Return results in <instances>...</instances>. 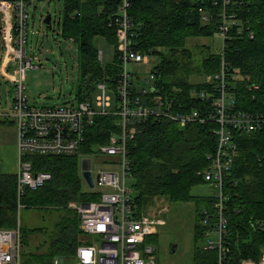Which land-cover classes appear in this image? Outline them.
Returning <instances> with one entry per match:
<instances>
[{
  "label": "trees",
  "instance_id": "16d2710c",
  "mask_svg": "<svg viewBox=\"0 0 264 264\" xmlns=\"http://www.w3.org/2000/svg\"><path fill=\"white\" fill-rule=\"evenodd\" d=\"M63 1L60 35L79 48L81 83L75 99L87 98L95 92L97 83L107 82L116 106L121 58L116 46V27L111 21L120 0ZM201 6L213 14L211 22L203 23ZM227 10L236 13L237 24L230 28L231 38L224 43L223 55L211 51L204 55L202 50L195 62L188 43L191 39L218 33L219 9L213 8L207 0H133L129 15L135 48L161 57V63L152 68L158 78V93L174 98L184 108L202 114L214 112L213 101L219 91L215 83L208 84L205 78L219 73L224 60L228 89L235 94L236 107L264 112V0H230ZM251 32L253 37L249 36ZM98 36L106 38L115 48L114 63L106 67L94 43ZM196 73L204 79L190 81ZM255 85L259 89H250ZM204 92L205 98L201 97ZM118 120L119 116L113 114L97 116L87 130V143L80 152L90 155L97 145L107 144L113 134L121 131ZM217 128L215 121L180 127L173 121L148 119L138 124L136 134L128 142L131 187L135 192L133 202L139 214H147L160 201L169 205H197L193 227L194 264L216 262L217 251H205L198 243L206 230L204 212L215 214L217 198L215 195L195 196L192 189L208 184L203 172L211 165L208 156L217 146L218 138L214 133ZM81 153L26 155L24 160L31 162L34 172H49L52 179L35 190L27 189L20 201L17 174L0 173V229H13L19 223L22 254L27 258L24 264H54L56 258H71L79 246L92 243L80 228L78 211L71 206L99 200L98 193L83 188ZM224 193L228 197L229 264H240L244 259L258 262L264 253V128L239 137V154L225 180ZM22 209L45 210L58 216L49 228H25L18 222ZM36 235L43 238L38 245L34 244Z\"/></svg>",
  "mask_w": 264,
  "mask_h": 264
},
{
  "label": "built area",
  "instance_id": "2783aa9c",
  "mask_svg": "<svg viewBox=\"0 0 264 264\" xmlns=\"http://www.w3.org/2000/svg\"><path fill=\"white\" fill-rule=\"evenodd\" d=\"M31 0H0V71L11 76L14 87L11 112L0 117L13 121L17 130L18 169L17 195L20 201L27 189L35 190L52 179L46 171L34 172L26 155L73 156L81 153L87 143V130L97 116L118 115L117 125L121 131L113 134L108 143L97 145L90 155L80 154L82 160L91 161L90 172L99 200L85 204H71L80 216V228L88 237L96 236L99 243L81 245L71 258H56L54 264H160L159 249L152 236L165 222L138 213L134 206V191L129 185L133 180L129 161L128 142L136 134L137 126L148 119L166 120L185 127L192 123L215 121L214 130L218 141L216 149L208 156L210 167L203 172L204 180L217 191L215 214L204 212L206 227L201 246L205 251H217L215 264H229L227 253L228 218L226 216L225 180L239 154V137L252 135L264 128V112L245 111L236 107L235 94L228 89L227 66L216 75L205 78L208 84L215 83L219 91L213 101L214 112L184 108L174 98L158 93L157 74L152 66L141 75V66H149L152 55L135 48L133 23L129 8L133 0H120L118 11L111 24L116 27V46L121 58V72L117 85L119 102L114 106L112 90L107 82L96 84V90L83 100L74 99L64 105L36 106L29 103L26 93V72L32 68V59L27 55L28 6ZM218 8L220 25L217 35L224 43L231 37L230 28L237 24L236 13L229 12L230 0H207ZM203 23H209L213 14L203 6L199 8ZM253 37V32L249 34ZM99 59L103 53L99 52ZM138 69L131 71L130 65ZM15 66L18 74L10 73ZM255 90L259 86L250 87ZM135 91L139 94L135 95ZM201 97H207L202 93ZM93 158L107 167L93 175ZM85 185L88 183L84 180ZM89 186V185H88ZM91 188V187H90ZM92 188V189H93ZM22 208L19 202L18 209ZM19 222V220H18ZM22 235L20 225L13 229H0V264H21ZM240 264H264V253L258 262L244 259Z\"/></svg>",
  "mask_w": 264,
  "mask_h": 264
},
{
  "label": "rangeland",
  "instance_id": "374dc122",
  "mask_svg": "<svg viewBox=\"0 0 264 264\" xmlns=\"http://www.w3.org/2000/svg\"><path fill=\"white\" fill-rule=\"evenodd\" d=\"M63 8V0L29 1L26 47L33 67L27 69L25 85L29 103L32 105L52 106L71 103L74 101L81 83L78 45L71 40H65L60 35L59 23L62 19ZM48 14L52 16V27L44 22ZM94 43L98 51L103 53L102 65L106 67L114 63V46L106 38L100 36L95 37ZM222 46L223 42L217 34L211 37L194 38L188 43L195 62L202 50H204L202 51L204 55L209 51L221 53ZM160 63L161 57L152 54L150 65L141 66L139 72L141 75H145L151 66L154 69ZM129 69L133 71L138 67L131 64ZM9 71L13 75L18 74L15 66H11ZM203 79L204 77L199 76L198 73L192 74L190 77L192 82ZM13 95V85L6 82L0 73V114L11 112ZM2 125L0 123V127ZM5 125L7 127L4 128L10 127V123ZM11 134L15 137L14 131L9 129L8 135ZM100 169L106 170L107 167L102 161L93 158V175L95 176ZM130 184L132 181H129ZM83 188L87 192L98 190V188L92 189L85 184ZM216 191L209 184H200L192 189V194L207 197L214 196ZM133 193L135 194V192ZM199 206L202 209L205 208L204 204ZM196 208L195 203L169 205L166 201H160L148 212L151 217L165 222L152 236L154 244L159 249L160 264H194L192 257L195 247L193 227L196 223ZM57 216L58 213H46L45 210L22 209L18 220L25 228L36 226L49 228L53 226ZM42 239L40 235H36L34 244L38 245ZM90 240L92 243H99V238L96 236H91ZM204 244L205 241L202 239L198 246L201 247ZM174 248L176 251L172 253V256H168V252ZM26 259V256L21 252V264H24ZM70 264H75V261H71Z\"/></svg>",
  "mask_w": 264,
  "mask_h": 264
},
{
  "label": "crops",
  "instance_id": "0c3cea01",
  "mask_svg": "<svg viewBox=\"0 0 264 264\" xmlns=\"http://www.w3.org/2000/svg\"><path fill=\"white\" fill-rule=\"evenodd\" d=\"M4 75L8 77H4L6 82L11 83L13 77L11 79V76L6 74V72H4ZM1 76L3 77L2 73ZM0 123L3 124L2 127H0V173L15 174L18 169L17 130L12 120L0 117ZM8 123H10V127L8 128L14 131L15 137H13L12 134L8 135L9 129L4 128L7 127L5 124Z\"/></svg>",
  "mask_w": 264,
  "mask_h": 264
},
{
  "label": "water",
  "instance_id": "95a60500",
  "mask_svg": "<svg viewBox=\"0 0 264 264\" xmlns=\"http://www.w3.org/2000/svg\"><path fill=\"white\" fill-rule=\"evenodd\" d=\"M44 22L52 27V16L50 14H48L45 19ZM90 166H91V161L89 158H85L82 160V164H81V169H82V176L84 178V180L88 183V185L93 188L94 187V182H93V178L90 172ZM175 250V249H174Z\"/></svg>",
  "mask_w": 264,
  "mask_h": 264
},
{
  "label": "flooded vegetation",
  "instance_id": "af4514ba",
  "mask_svg": "<svg viewBox=\"0 0 264 264\" xmlns=\"http://www.w3.org/2000/svg\"><path fill=\"white\" fill-rule=\"evenodd\" d=\"M175 249V248H174ZM174 249H172V251L171 252H168V256H172V253H174L175 251H176V249L174 250Z\"/></svg>",
  "mask_w": 264,
  "mask_h": 264
}]
</instances>
